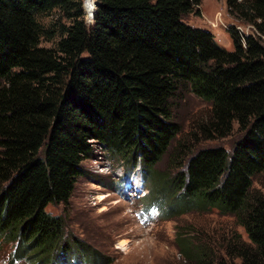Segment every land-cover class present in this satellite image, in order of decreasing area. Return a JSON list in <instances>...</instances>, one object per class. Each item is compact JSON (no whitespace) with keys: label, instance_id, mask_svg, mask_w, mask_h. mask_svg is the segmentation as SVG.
<instances>
[{"label":"trees","instance_id":"1","mask_svg":"<svg viewBox=\"0 0 264 264\" xmlns=\"http://www.w3.org/2000/svg\"><path fill=\"white\" fill-rule=\"evenodd\" d=\"M96 1L88 23L85 0H0V249L12 247L7 264H111L47 211L69 203L94 143L151 183L169 155L175 172L161 188L165 217L217 209L247 234L220 243L215 257L213 248L183 239L187 260L264 264V192L253 188L264 173V0H226L230 17L253 29L228 27L233 51L185 21L200 15L203 0ZM53 12L57 21L46 27L42 16ZM56 35L54 47L42 46ZM182 88L210 104L194 123L195 142L230 136L237 124L241 136L231 150L194 152L181 141L170 154L182 132L172 106Z\"/></svg>","mask_w":264,"mask_h":264},{"label":"rangeland","instance_id":"2","mask_svg":"<svg viewBox=\"0 0 264 264\" xmlns=\"http://www.w3.org/2000/svg\"><path fill=\"white\" fill-rule=\"evenodd\" d=\"M57 18V12H53L43 15L42 21L46 27H52ZM86 20L88 23L92 21L87 12ZM185 21L211 30L217 42L228 51L235 49L234 40L227 30L230 25L238 24L244 33L253 32L251 26L239 24L230 17L226 0H203L200 15L191 13L185 17ZM58 40L59 35L53 39L44 37L42 46L54 47ZM172 106L174 119L182 129L171 147L172 155L181 141L194 146V152L218 145L231 150L241 136L235 124L230 136L196 143L192 135L194 123L208 115L210 104L196 96L190 88H182L172 100ZM169 158L167 155L155 165V180L151 183L142 175L141 169H128L126 163L111 155L99 143H94L92 157L82 162L85 173L79 177L69 203L49 204L47 211L52 215H61L68 232L108 256L111 264H196L182 254L183 239L190 238L194 244L213 248L214 257L215 247L234 233H240L248 240L244 228L236 222L235 217L221 214L217 209L207 212L191 209L185 213L176 212L171 218L165 217L166 204L161 200V188L166 178L175 172ZM129 176L132 179L130 187L127 185ZM253 188L264 192V173L254 177ZM11 252V246L1 247L0 264L8 263ZM221 254L217 256L220 258ZM86 261L91 262V258Z\"/></svg>","mask_w":264,"mask_h":264},{"label":"water","instance_id":"3","mask_svg":"<svg viewBox=\"0 0 264 264\" xmlns=\"http://www.w3.org/2000/svg\"><path fill=\"white\" fill-rule=\"evenodd\" d=\"M97 6H98V2H97L96 0H94V8L92 9V11H91L90 13H88L87 8H86V0H85V2H84V8H85L86 12H87V13L90 15V17L92 18V21H93L94 15H95V13H96V8H97ZM92 21H91V22H92Z\"/></svg>","mask_w":264,"mask_h":264},{"label":"bare ground","instance_id":"4","mask_svg":"<svg viewBox=\"0 0 264 264\" xmlns=\"http://www.w3.org/2000/svg\"><path fill=\"white\" fill-rule=\"evenodd\" d=\"M89 5H91L89 7ZM86 8L88 13H90L92 11V9L94 8V0H86Z\"/></svg>","mask_w":264,"mask_h":264},{"label":"snow or ice","instance_id":"5","mask_svg":"<svg viewBox=\"0 0 264 264\" xmlns=\"http://www.w3.org/2000/svg\"><path fill=\"white\" fill-rule=\"evenodd\" d=\"M91 5H89V7H90Z\"/></svg>","mask_w":264,"mask_h":264}]
</instances>
